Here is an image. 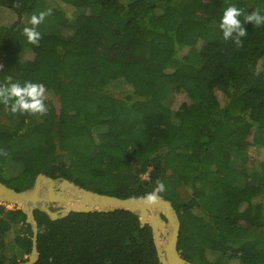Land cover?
I'll use <instances>...</instances> for the list:
<instances>
[{
  "label": "trees",
  "instance_id": "1",
  "mask_svg": "<svg viewBox=\"0 0 264 264\" xmlns=\"http://www.w3.org/2000/svg\"><path fill=\"white\" fill-rule=\"evenodd\" d=\"M230 4L242 10L239 45L219 27ZM253 10L264 0H0V84L39 82L49 97L43 113L0 101L15 122L0 118V181L22 191L42 173L121 198L156 193L178 215L186 260L264 264V158L233 160L247 159L250 135L264 148V24L244 21ZM41 11L32 44L22 18ZM173 94L187 99L170 104ZM34 216L33 264H161L152 227L129 209ZM26 217L0 202V264L31 252Z\"/></svg>",
  "mask_w": 264,
  "mask_h": 264
},
{
  "label": "water",
  "instance_id": "2",
  "mask_svg": "<svg viewBox=\"0 0 264 264\" xmlns=\"http://www.w3.org/2000/svg\"><path fill=\"white\" fill-rule=\"evenodd\" d=\"M0 202L21 208L26 213V222L32 227L31 252L25 261L17 264H33L39 257L35 209L46 212L51 219H58L71 211H109L117 208L136 212L142 226L149 224L152 227L161 264H193L179 253L180 220L172 203L156 193L121 198L80 187L66 178H52L40 173L33 186L22 191L0 181Z\"/></svg>",
  "mask_w": 264,
  "mask_h": 264
},
{
  "label": "clouds",
  "instance_id": "3",
  "mask_svg": "<svg viewBox=\"0 0 264 264\" xmlns=\"http://www.w3.org/2000/svg\"><path fill=\"white\" fill-rule=\"evenodd\" d=\"M48 14L47 11H41L38 14H33L29 18V26L22 29L23 35L27 41L36 44L39 42L41 33L37 30L44 17ZM242 10L235 4H230L223 11L219 27L222 30V36L225 40L231 38L237 45L241 43L240 37L246 34L241 19ZM244 21H251L259 26L264 24V10H253L247 14ZM9 81L6 84H0V101L4 104L10 103V110L13 113L19 112H38L46 111L44 100L46 98V89L42 83L25 80L23 83L15 81L12 77H8ZM163 185L159 186L158 190H162Z\"/></svg>",
  "mask_w": 264,
  "mask_h": 264
},
{
  "label": "rangeland",
  "instance_id": "4",
  "mask_svg": "<svg viewBox=\"0 0 264 264\" xmlns=\"http://www.w3.org/2000/svg\"><path fill=\"white\" fill-rule=\"evenodd\" d=\"M67 11H68V13L71 14L72 9L67 8ZM74 13L76 14L77 12L75 11ZM28 20H29V18H26V17L22 18L23 24H27ZM72 29H73L72 27L59 28L58 29V32L60 34L64 35V36H68L69 34L72 33ZM118 85L119 84L112 85L110 88L113 89L115 92H120V90L122 92H124V91L126 92L127 90L129 91V88L124 87L123 85H119V87L117 88ZM218 96L223 101V96L221 95V93H218ZM48 98L49 97H46L45 99H48ZM186 99H187V97L185 95H176V94H173V95H171L169 97V100L168 101L170 102V104L173 103V105H174L175 102H177V104H179L180 101L186 100ZM53 102L56 105V107L59 108V102H58V100L56 98H53ZM0 118H1V120L4 123H7L10 126H14V124H15L14 120H10L6 116H1ZM248 140L250 141L251 144H250V146L248 148L249 153H248L247 159L244 161V160H242L240 158L233 157L234 165H235L236 169L241 164H244V166H246V167H250V166H252L254 164L257 166L258 163H259V160H261L262 158H264V148L263 147H258V146H256L255 144L252 143V135H250L248 137ZM233 175H234V173L232 172L230 174V176H233ZM238 180H240L239 177L237 178V181ZM241 181H244L245 182L246 181V178H241ZM185 196H186V194H185ZM261 199H262V202L264 203V197L261 198ZM6 205H7L8 208H12V207L16 206V205H13V204H6ZM15 230H17V228H15Z\"/></svg>",
  "mask_w": 264,
  "mask_h": 264
}]
</instances>
